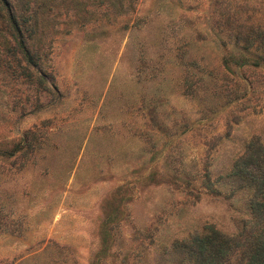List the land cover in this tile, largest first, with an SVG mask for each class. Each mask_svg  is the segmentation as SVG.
Here are the masks:
<instances>
[{
	"label": "rangeland",
	"instance_id": "rangeland-1",
	"mask_svg": "<svg viewBox=\"0 0 264 264\" xmlns=\"http://www.w3.org/2000/svg\"><path fill=\"white\" fill-rule=\"evenodd\" d=\"M9 1L39 64L12 74L0 16V264H191L206 225L253 229L264 0Z\"/></svg>",
	"mask_w": 264,
	"mask_h": 264
},
{
	"label": "trees",
	"instance_id": "trees-1",
	"mask_svg": "<svg viewBox=\"0 0 264 264\" xmlns=\"http://www.w3.org/2000/svg\"><path fill=\"white\" fill-rule=\"evenodd\" d=\"M0 1V12L4 10L7 15L4 18L0 14L3 23H6L9 29L14 30L12 33L14 38H12L15 45H10L9 42L11 41L4 38L7 57L17 62L15 65L18 71L12 70V74L18 72L20 77L31 83L36 77L31 66L37 67L39 63L33 58L36 55H31L21 29L23 28L25 32L28 30L34 32L35 27L30 24L32 22L27 16H22L19 20L16 18L13 5L9 0ZM255 33L258 35L257 40H262L264 44V28ZM252 40L250 34L242 39L246 43H251ZM17 54H20L21 57L19 58ZM21 59L26 65L22 64ZM262 162H264V148L256 140L250 141L246 153L242 157V163L238 166H240L239 171L250 176V182L254 188V197L251 199L252 217L250 219V222L253 223V229L250 232H245L246 229L244 228L238 235L228 236L214 226L206 225L202 233L194 234L188 244L185 243L186 246L189 245L191 264H233L234 256L237 259L236 264H264V165ZM251 165L256 166V168L249 167Z\"/></svg>",
	"mask_w": 264,
	"mask_h": 264
}]
</instances>
